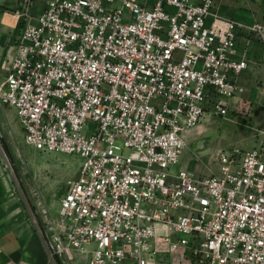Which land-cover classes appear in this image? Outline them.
Instances as JSON below:
<instances>
[{"label":"built area","instance_id":"built-area-1","mask_svg":"<svg viewBox=\"0 0 264 264\" xmlns=\"http://www.w3.org/2000/svg\"><path fill=\"white\" fill-rule=\"evenodd\" d=\"M215 3L49 0L38 15L16 12L0 102L26 145L82 159L39 231L52 257L159 264L164 244L191 264H264V137L221 152L218 174L172 170L207 107L226 116L244 92L249 61L232 51L244 25L211 20ZM248 28L264 41V25Z\"/></svg>","mask_w":264,"mask_h":264},{"label":"crops","instance_id":"crops-1","mask_svg":"<svg viewBox=\"0 0 264 264\" xmlns=\"http://www.w3.org/2000/svg\"><path fill=\"white\" fill-rule=\"evenodd\" d=\"M48 1L0 0V84L7 76V67L15 54V43L23 31L24 24L16 12H22L23 8H27L31 15H38L45 9ZM200 1L192 0L193 3ZM217 17L236 20L244 25L237 33V42L232 51L233 57L246 58L249 61L248 68L238 79L244 92L228 100L229 112L241 110L248 104L254 119L258 124L264 125V41L260 35L248 28L255 23L264 25V0H216L214 17L211 20ZM211 107V105L207 107L202 121L207 122L211 118L209 115L216 114ZM5 122L13 130L18 131L22 128L15 109L0 102V123L3 125ZM204 131L205 125L200 123L186 132L184 134L186 144ZM182 163L184 167L181 169L195 174V171L191 170L190 162L183 160ZM27 218L12 178L0 157V264H62V261L65 264H88L89 255L52 257L39 232ZM158 228L161 229L160 226ZM159 249L156 263L192 262L190 254H182L181 251L171 252L164 244H160Z\"/></svg>","mask_w":264,"mask_h":264},{"label":"rangeland","instance_id":"rangeland-1","mask_svg":"<svg viewBox=\"0 0 264 264\" xmlns=\"http://www.w3.org/2000/svg\"><path fill=\"white\" fill-rule=\"evenodd\" d=\"M209 116L207 122H201L205 131L186 144L181 161L172 168L174 172L184 167L185 160L190 162L194 175L218 174L217 157L221 152L252 149L263 140L264 125L254 119L248 104L226 116L214 113ZM3 125L0 123L1 161L12 178L27 221L37 232L45 233L44 216L58 214L61 198L68 183L78 177L82 159L77 155L36 151L25 144L22 128L16 131L7 122Z\"/></svg>","mask_w":264,"mask_h":264}]
</instances>
